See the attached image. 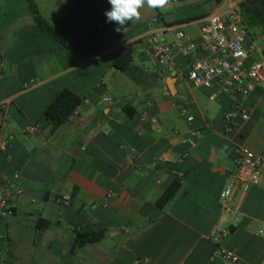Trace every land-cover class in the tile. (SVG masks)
<instances>
[{
  "label": "crops",
  "instance_id": "crops-1",
  "mask_svg": "<svg viewBox=\"0 0 264 264\" xmlns=\"http://www.w3.org/2000/svg\"><path fill=\"white\" fill-rule=\"evenodd\" d=\"M33 1L71 42L41 29L27 0H0V100L8 102L6 129L14 134L0 170L17 173L23 190L13 198L14 214L0 216V264H222L210 257L213 226L230 228L221 242L238 264H264V167L238 193L235 216L220 197L233 179L235 147L264 153L262 86L243 95L218 80L198 87L185 77L195 58L213 55L201 45L199 26L220 1L145 5L141 19L119 33L104 15L108 0ZM99 17L106 21L97 27ZM178 29L198 47L188 57L175 48L174 71L158 74L139 49L141 37L156 31L171 42ZM258 37L264 34L254 29L246 39L263 46ZM136 39L137 57L118 69L114 57ZM62 87L83 99L50 132L42 112ZM226 110L235 112L232 130ZM172 181L177 189L159 205ZM102 200L106 206L92 207ZM92 228H104L103 238L73 247L75 231Z\"/></svg>",
  "mask_w": 264,
  "mask_h": 264
},
{
  "label": "built area",
  "instance_id": "built-area-1",
  "mask_svg": "<svg viewBox=\"0 0 264 264\" xmlns=\"http://www.w3.org/2000/svg\"><path fill=\"white\" fill-rule=\"evenodd\" d=\"M173 1L170 0L169 3ZM238 4L239 0H221L214 10L202 17L199 26L201 45L213 55L195 58L187 68L185 77L198 87H208L213 81L218 80L222 83L223 90H235L243 95L262 86L264 96V45L258 46L254 42H247L248 29L242 21ZM141 40L143 41L142 44L140 42L139 49L143 48L147 51L158 74L174 71L172 53L175 48L188 57L198 47L197 42L182 29L175 32L171 42H163L156 31L147 32ZM254 52L258 56L249 62L248 58ZM7 103L5 100H0V154L8 151L14 141V134L6 129ZM76 111L77 109L74 113ZM187 118L191 120L192 116L188 115ZM223 118L226 130H232L235 112L226 110ZM29 129H33V126ZM190 141L192 142V139ZM235 152L233 179L220 192L225 209L233 216L237 214L234 202L238 193L247 191L256 184L264 167L263 152L252 150L245 145H237ZM22 192V187L18 183V174L8 176L0 170V216L14 214L13 198ZM111 192L109 191V194ZM69 200V195L62 196L64 204H68ZM99 204L106 206L107 201L93 203L92 207ZM229 232V227L213 226L210 229L209 237L213 242L210 257L219 259L222 264H238V255L221 242ZM141 261V258H137L132 264H141Z\"/></svg>",
  "mask_w": 264,
  "mask_h": 264
},
{
  "label": "trees",
  "instance_id": "trees-1",
  "mask_svg": "<svg viewBox=\"0 0 264 264\" xmlns=\"http://www.w3.org/2000/svg\"><path fill=\"white\" fill-rule=\"evenodd\" d=\"M217 2L221 0H215ZM28 7L32 13L34 22L53 39L62 45H68L71 40L59 28L50 24L40 13L36 3L33 0H27ZM239 9L243 23L248 31L257 29L261 34H264V0H240ZM198 17L189 16L181 19L189 20ZM138 39L127 43L114 57L113 65L118 69H128L132 63L135 54V43ZM83 97L74 92L69 87H62L51 100L46 104L42 115L49 121V131H55L64 121H66L74 113V110L79 107ZM178 187L177 181H172L160 194L157 199L159 205L165 202L172 196ZM105 234L104 228H92L89 230H76L73 247L83 245L88 242L97 241L103 238Z\"/></svg>",
  "mask_w": 264,
  "mask_h": 264
},
{
  "label": "clouds",
  "instance_id": "clouds-1",
  "mask_svg": "<svg viewBox=\"0 0 264 264\" xmlns=\"http://www.w3.org/2000/svg\"><path fill=\"white\" fill-rule=\"evenodd\" d=\"M111 9L104 15L107 22H115L118 26L115 28L117 33L126 31V24L133 20L141 19V9L145 7L151 9H162L167 6L170 0H108Z\"/></svg>",
  "mask_w": 264,
  "mask_h": 264
},
{
  "label": "rangeland",
  "instance_id": "rangeland-1",
  "mask_svg": "<svg viewBox=\"0 0 264 264\" xmlns=\"http://www.w3.org/2000/svg\"><path fill=\"white\" fill-rule=\"evenodd\" d=\"M104 21H106L105 20V18H101V17H99L97 20H94L93 22H95V23H93L94 25H97V27L98 26H100ZM115 26H118L117 24L116 25H114L113 27H111V28H114ZM109 29V31H111V30H113V29ZM252 30H254V29H252ZM258 39H259V41L262 43V42H264V38H261V37H258ZM134 57H137V55H136V53L134 54ZM131 90H133V89H131Z\"/></svg>",
  "mask_w": 264,
  "mask_h": 264
}]
</instances>
